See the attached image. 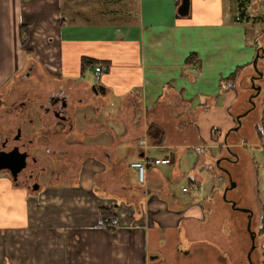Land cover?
<instances>
[{"label":"crops","instance_id":"1","mask_svg":"<svg viewBox=\"0 0 264 264\" xmlns=\"http://www.w3.org/2000/svg\"><path fill=\"white\" fill-rule=\"evenodd\" d=\"M240 2L189 0L180 15L177 0H113L112 15L92 22L79 0H0V86L20 75L30 78L29 95L70 93L79 109L67 131L75 153L56 157L80 161L41 168L35 188L0 173V264H202L193 253L207 245L231 256L220 262L245 261L233 259L249 246L231 201L247 205L254 193L260 213L264 205L260 164L255 181L239 154L242 140H260L263 108L251 79L262 77L253 60L264 54V24L240 20ZM82 56L108 62L100 102L87 95ZM2 100L4 110L16 103ZM164 157L171 162L148 166L140 184L131 163ZM217 157L227 182L212 176ZM229 175L237 186L226 201ZM105 209L115 227L98 225Z\"/></svg>","mask_w":264,"mask_h":264},{"label":"rangeland","instance_id":"2","mask_svg":"<svg viewBox=\"0 0 264 264\" xmlns=\"http://www.w3.org/2000/svg\"><path fill=\"white\" fill-rule=\"evenodd\" d=\"M73 1H75V0H73ZM112 1L113 0H79V3L80 4L83 3L84 5L87 6L85 8L86 13H84V14H86V15H84L85 18L89 16L88 19L90 21L96 22L98 19L101 18L100 16L104 12L107 15H112L111 13L114 12L113 11L114 7L111 4ZM263 1L264 0H252L247 5V8L249 6V9L252 10L253 12H256V11L262 12L264 10V5H263L264 2ZM75 4H76V2H75ZM255 22H258V21H255ZM258 61L260 62V67H262L264 65V57H262V58L260 57ZM259 62H258V67H259ZM85 72H86V76L88 77V79H90V81L93 84L99 83L98 79L93 74L94 71L92 69L87 68L85 70ZM18 73H20V72H18ZM28 82L31 83L30 78L22 79V77H20V75L19 76H13L7 81L6 84L0 86V94H2V95L9 94L10 98H12V99L16 98L15 104L17 105V103L24 101L29 96L30 92L32 91L31 87L28 86L29 85ZM25 83H27V84H25ZM255 83L261 87L260 93L257 96L258 97L257 101L263 108V106H264V70H263V75H262L261 79H259V80L255 79ZM26 86H28V87H26ZM24 87H26V88L23 91L22 89ZM2 102L3 103H0V132H3V133H7L9 131L14 132L17 121H18V116L16 118H14L15 116L11 117L9 114H6L5 110L1 109L2 107H4L6 102H4L3 100H2ZM259 121H261V119ZM9 122H12L11 127L8 126ZM37 126L39 127L38 123L35 126H33L32 128L30 126H28L29 129L26 128V130L28 132H34L35 129L37 128ZM261 127H262V125H261ZM63 135L59 136V138H57V141L54 144L55 148L58 150V152H60L61 150H66V149H69L70 152L75 151V148L72 147L73 146V144H72L73 137H71V136L66 137L65 134H63ZM98 137L99 136H95L91 139H95L96 140L95 142H97ZM3 138H4V136L2 137V139ZM258 142H259L258 136H257V138L252 139V140L251 139H249L247 141L242 140V144L239 147V150H240L239 154H240V157L242 160V166L245 167V170L248 171L249 174H251L250 175L251 178L252 177L255 178V181H257V179H256L257 178V172H256L257 167H255V163L260 164L259 177H260L261 181H260V179H259V181L261 183V186L263 187L264 186V151L261 147L256 146V143H258ZM32 151H33V154L39 159L41 164L44 166H48L49 168L50 167L53 168V167H55L57 165H61V164L64 165L66 163L70 164V166L76 165L77 167H79V165H80V161H78V160H76L75 162H71V161H68V159L66 160V158H62V157H56L52 160L51 157H49L47 155V153L44 151L43 148H37V150L35 149ZM73 153H75V152H73ZM153 154H158V151L152 149L151 155H153ZM153 156H155V155H153ZM219 159H220V157H217L212 162V164H213L211 167L212 176H214L217 181L227 182L228 176L225 174L226 171L224 172V170H223L224 167H222L220 165V163L219 164L217 163V161ZM220 162H222V161H220ZM205 174L207 176H209L208 172ZM42 180H43L42 176H40V181L42 182ZM181 185H183V184H179V188H181ZM233 189H235V188H233ZM233 189H231L229 194H227L228 200L230 199V196H232L231 192ZM235 190H233V192ZM228 195H229V197H228ZM222 198L224 199V191L222 192ZM248 199H249V204H247V205H249V208H251V210L253 211L252 230L257 232L256 249L254 250V252L252 254V260L257 262L258 264H262V262L264 264V257L262 255V247L264 246V235L260 233V204H261V202H260V199L257 197V195H255L254 193L251 196H249ZM263 202H264V199H263ZM247 205H244L243 207H247ZM239 206H242V205H240V203H239ZM236 213H238V215L242 217V221H241L242 226L239 228V231L242 235V239H243L244 243H245V241H247V244L249 247L247 249H244V251H245L244 253L241 252L239 254L233 255V259L234 260H240L239 255L243 254V255H245V260H247L246 255L249 252V250L251 248V244H252L250 234L247 230L248 215H247V213H244V212L241 213L239 211H236ZM236 221H237V219H236ZM238 224H239V222H238ZM234 227H235L234 229L236 232L237 231L236 229H238V228L236 225H234ZM232 229H233L232 223L229 219H227L224 223V226H223V233L225 235H231L230 233H232ZM241 243H242V240H241ZM189 245H190L189 243L185 242V243H182L180 248L183 250H187L190 247ZM208 247L209 246L207 245L206 247H201L200 249H198V247L195 248V253H193V255L197 256L195 258V261H199L202 264H211V262H209L210 261L209 259L212 257H215V259L213 260L214 264H226L225 262L229 263L228 259H231V256L228 254L224 255V253L222 251H220V249H219L220 245H217V248L216 247L210 248L209 251L207 249ZM220 256H225V259H224L225 262H220V260L218 259V257H220ZM179 257H182V259H185V261H187V259H188L183 254H180ZM176 259H174V258L171 259L172 264H174Z\"/></svg>","mask_w":264,"mask_h":264},{"label":"flooded vegetation","instance_id":"3","mask_svg":"<svg viewBox=\"0 0 264 264\" xmlns=\"http://www.w3.org/2000/svg\"><path fill=\"white\" fill-rule=\"evenodd\" d=\"M37 78H41V76ZM101 93L100 83H92L87 88V95L95 97V100L98 102H100L98 98L102 95ZM70 96V93L63 88L59 91L52 90L47 93L36 92L33 95H29L24 101L17 103V105L13 104L5 109V113L14 112V118L18 116V121L14 132H0V152H10L17 148L19 152L18 158L23 162V179L26 181L33 180V184L36 186L40 182L41 168L44 169L45 166L41 164L32 150L43 148L52 160L56 158L58 150L55 148L54 144L57 138L63 134L69 137L67 131L73 128L75 120L74 114L79 112V109H73V107L70 106ZM83 100L82 97L79 98L78 103ZM81 114L84 115V117L87 116V114L80 111V115ZM94 118L97 119L96 110L94 111ZM11 123L12 122L8 123L9 127H11ZM37 123L39 127L37 126L34 132H28L26 130V128L29 129L28 126L32 128ZM98 126L99 125H96L95 129H98ZM3 136L4 138L2 139ZM62 152L63 150L60 151V153ZM29 164H33V166L30 167ZM35 165L38 167V172L33 177L30 169H33ZM1 173L10 174L6 170ZM34 185L28 188H33ZM246 258L247 260L242 261L240 264H258L253 260L252 262L248 260V253Z\"/></svg>","mask_w":264,"mask_h":264},{"label":"water","instance_id":"4","mask_svg":"<svg viewBox=\"0 0 264 264\" xmlns=\"http://www.w3.org/2000/svg\"><path fill=\"white\" fill-rule=\"evenodd\" d=\"M178 12L180 15H187L189 12V0H182L181 4L178 8ZM260 57H264V54H260L259 52L256 54L254 60H253V67L257 73L258 76H262L263 72L259 70L258 68V60ZM252 82V88L256 89L257 92L259 93L261 90V87L259 85L255 84V78L251 79ZM100 89L102 90V93H105L104 91V87L102 85H100ZM246 113L237 116V119L239 120V124L240 122V117L244 116ZM238 128L236 127L235 130H237ZM19 152L18 149L15 148L10 152H0V173L3 171H8L10 173V176L12 177L13 183L16 186H24V187H30L32 185H34L33 180L31 181H26L23 178V162L20 160V158H18ZM5 156V157H4ZM220 159L217 161V163H220ZM37 164V163H35ZM30 167L33 166V164H29ZM38 171V167L37 165L34 166L33 169H30V172L32 173V176L34 177L37 174ZM227 171V170H226ZM230 176V175H229ZM237 186V182L232 179V177L230 176V185L226 187L225 191H224V200L229 201L227 199V191L229 189H233ZM36 185H34L33 188H35ZM231 204L233 206L234 209L247 213L248 214V222H247V230L250 234V238H251V248L248 252V260L252 262V258H251V254L252 252L255 250L256 248V238H257V232L252 230V218H253V211L251 210V208L249 207H243V206H239L237 205V202L235 200L231 201Z\"/></svg>","mask_w":264,"mask_h":264},{"label":"built area","instance_id":"5","mask_svg":"<svg viewBox=\"0 0 264 264\" xmlns=\"http://www.w3.org/2000/svg\"><path fill=\"white\" fill-rule=\"evenodd\" d=\"M177 2H181V0H177ZM264 2V1H263ZM264 5V3H263ZM243 21L253 22L259 21L264 23V10L262 12H255V13H246L242 17ZM108 65L105 63H99L94 68V74L98 81H100L102 74L107 70ZM262 137L259 140V146L264 151V124L262 126ZM144 144V140L141 141ZM171 162V158L164 157V158H154V159H147V160H136L131 163V166L134 167L137 171L138 181L140 184H145L147 181V167L148 166H155L158 164H167ZM188 187H184V191H186ZM98 225L102 227H115V222L111 220L109 217H103L98 221Z\"/></svg>","mask_w":264,"mask_h":264},{"label":"trees","instance_id":"6","mask_svg":"<svg viewBox=\"0 0 264 264\" xmlns=\"http://www.w3.org/2000/svg\"><path fill=\"white\" fill-rule=\"evenodd\" d=\"M250 0H241L240 2V20H242L243 15L246 14V2H248ZM264 24V23H263ZM191 58H195L194 55H191ZM99 63H108L106 61H101L92 57H88V56H82L81 57V74L85 72V70L88 69H92L94 71V68L97 64ZM233 78L235 77V74H232ZM264 122V106H263V116L261 117V121L260 124L257 125V130H258V134L259 137H262L261 134V130H260V125H262ZM102 216L105 217H109L111 220L114 221V217H113V213L111 210H102ZM108 228H112V227H108ZM260 233L264 235V205L262 206L261 209V213H260ZM262 255L264 257V246L262 247Z\"/></svg>","mask_w":264,"mask_h":264}]
</instances>
